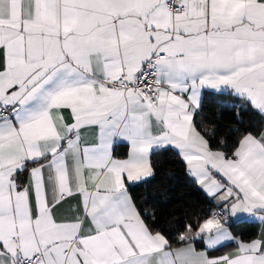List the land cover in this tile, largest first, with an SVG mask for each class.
Wrapping results in <instances>:
<instances>
[{"label": "snow or ice", "instance_id": "obj_1", "mask_svg": "<svg viewBox=\"0 0 264 264\" xmlns=\"http://www.w3.org/2000/svg\"><path fill=\"white\" fill-rule=\"evenodd\" d=\"M205 89L264 116V0H0V264H264V130L214 141ZM169 150L220 208L178 246L133 196Z\"/></svg>", "mask_w": 264, "mask_h": 264}, {"label": "trees", "instance_id": "obj_2", "mask_svg": "<svg viewBox=\"0 0 264 264\" xmlns=\"http://www.w3.org/2000/svg\"><path fill=\"white\" fill-rule=\"evenodd\" d=\"M231 97L204 92L202 104L194 121L200 130L214 129V141L223 139L228 148L238 140L245 130L261 131L264 117L250 108L245 111L229 106ZM239 113V115H238ZM213 148L219 147L213 143ZM120 157L126 155V146L117 149ZM154 176L138 182L133 196L146 219L154 218L173 245L184 231V226L208 217L216 208L204 191L193 181L178 154L169 150L157 152L151 157ZM232 233L244 241L253 239L258 232L256 223H234Z\"/></svg>", "mask_w": 264, "mask_h": 264}, {"label": "crops", "instance_id": "obj_3", "mask_svg": "<svg viewBox=\"0 0 264 264\" xmlns=\"http://www.w3.org/2000/svg\"><path fill=\"white\" fill-rule=\"evenodd\" d=\"M204 92H209V93H216V92H213L212 90H209V89H205L204 90ZM264 117V116H263ZM262 130H264V125H263V127H262V129H261V131ZM122 145H125L126 146V154H127V152H128V146L126 145V144H122ZM176 152V151H175ZM177 153V152H176ZM179 156V158L182 160V158H181V156L180 155H178ZM124 157H126V155L124 156ZM121 158H123V157H121ZM183 161V160H182ZM184 162V161H183ZM185 163V162H184ZM185 169H186V171H187V167H186V163H185ZM187 173H188V171H187ZM188 175H189V173H188ZM190 176V175H189ZM191 177V176H190ZM217 178H219V177H217ZM197 184V183H196ZM198 185V184H197ZM199 186V185H198ZM200 187V186H199ZM201 188V187H200ZM205 193V192H204ZM210 200H211V202L213 203V205H214V207L215 208H217V209H220L218 206H217V201L215 200V199H213V198H210V197H208ZM222 206V205H221ZM253 223H256L257 225H258V232H257V235L254 237V238H256L259 234H260V232L261 231H264V224H261L260 222H253ZM253 238V239H254ZM175 246H178V245H175ZM196 246H197V249L198 250H201V251H203L204 250V248H203V246H202V242H200V241H197L196 242ZM237 245L235 244V243H230V244H228L227 246H225V247H221V248H219V250H215V251H209V255L210 256H219V255H223V254H226L227 252H229V251H231V250H233L235 247H236Z\"/></svg>", "mask_w": 264, "mask_h": 264}, {"label": "built area", "instance_id": "obj_4", "mask_svg": "<svg viewBox=\"0 0 264 264\" xmlns=\"http://www.w3.org/2000/svg\"><path fill=\"white\" fill-rule=\"evenodd\" d=\"M219 211H220V209H217V208H216L213 212H219Z\"/></svg>", "mask_w": 264, "mask_h": 264}]
</instances>
